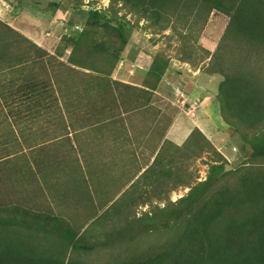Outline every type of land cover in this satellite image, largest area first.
Listing matches in <instances>:
<instances>
[{
  "label": "trees",
  "instance_id": "trees-1",
  "mask_svg": "<svg viewBox=\"0 0 264 264\" xmlns=\"http://www.w3.org/2000/svg\"><path fill=\"white\" fill-rule=\"evenodd\" d=\"M111 1L113 4L122 2L157 24L160 30L167 28L176 17H191L203 25L213 10L229 16L217 46L219 57L211 62L212 71L223 75L217 99L223 119L234 127L233 144L242 152L250 146L247 160L264 163V80L259 77L264 72V0ZM52 4L56 9L60 5ZM126 31L123 24L114 23L100 10L92 9L86 26L76 34L63 35L62 40L64 45L72 46L71 60L99 71H103V64L107 63L109 76L128 43ZM0 45L3 46L0 53L3 74L5 56L11 45L20 47L15 54L9 52L14 62L37 63L41 69L54 68V54L1 19ZM168 68L169 60L156 54L144 85L156 88ZM151 78H154L153 83ZM43 82L44 79L36 81L24 76L17 87L19 94H35L42 91L44 85L46 95L55 97L51 78ZM112 82L117 87L122 84L150 91L119 80ZM7 84L8 80L4 79L0 91ZM7 132L8 136L4 134L0 138V264H264V168H227V158L199 128H194L185 142L174 149L198 146L205 140L219 155L209 163L206 178L190 185L188 192L176 201L165 206L154 205L152 211L146 210L139 216L125 207L135 202L136 193L127 194L113 210L123 223L115 224L108 231L99 223L93 228L99 229L96 238L100 234L104 236L101 243L108 250L107 258L100 261L87 255L91 251L96 254L101 248V243L90 242L89 227L83 229V225L55 213L49 199L47 204L43 198H38L42 192H22L25 180L33 183L35 172H41L42 168L38 163V170L32 165L18 167L10 163V156L17 152L14 145L20 142L22 146L23 142L17 137L16 127L12 126ZM45 146H49L48 143L39 144L37 148ZM166 151L170 162L176 159L174 151L162 144L153 162L154 166L160 162L161 178L171 174ZM11 171L15 185L9 180ZM231 174L235 177L230 178ZM144 234H156L158 241H145ZM78 251L86 255L79 256Z\"/></svg>",
  "mask_w": 264,
  "mask_h": 264
},
{
  "label": "crops",
  "instance_id": "crops-1",
  "mask_svg": "<svg viewBox=\"0 0 264 264\" xmlns=\"http://www.w3.org/2000/svg\"><path fill=\"white\" fill-rule=\"evenodd\" d=\"M10 7V3L0 6V13L5 12L0 15L2 20L32 39L37 33L33 30L41 25L42 18L30 14L26 22L32 26L23 28L16 22V17L6 12ZM58 11L61 12V8ZM62 13H53L51 22L63 24L65 14ZM59 44L54 49L41 46L55 55L54 68L45 66V69L33 62H14L9 52L14 54L20 47L9 46L5 56L7 70L3 74L0 69V85L4 79L8 80L7 87L0 91V102L7 100L9 116L24 118L23 130L26 127L27 130H24L22 142L25 148L54 143L58 148H71L77 153L71 160L70 192H96L99 189L110 192L112 178L122 179L117 192L129 189V192H159L160 181L166 179L160 177V162L155 166L153 162L161 145L164 144L166 149L182 145L196 127L224 155H233L236 147L231 143L230 148L229 140L234 127L221 115L218 87L199 81L197 74L201 73V65L190 67V62L184 60L183 66L189 67H183V71L191 72L184 74L179 66L169 62L168 72L157 87L151 89L144 85V80L155 55L137 45L125 47L124 58L107 76L105 71L71 60L72 46L61 47ZM9 60L12 64L7 63ZM125 60H129L133 68L128 67L129 63L124 64ZM24 76H31L36 81L44 79L43 83L50 77L55 97L46 95L44 85L42 91L35 94H19L17 87ZM210 79L213 78L210 76ZM112 80L150 91L122 84L117 87ZM150 81L153 83L154 78ZM181 90L184 95L177 98L176 92ZM41 118L46 122L43 123ZM39 122L42 124L38 126ZM41 125H47L53 134L37 141L35 134L39 133L38 128L40 133L43 132ZM244 152L250 155L251 148L247 147ZM168 156L166 151L167 167L170 165ZM133 182L136 184L131 187Z\"/></svg>",
  "mask_w": 264,
  "mask_h": 264
},
{
  "label": "rangeland",
  "instance_id": "rangeland-1",
  "mask_svg": "<svg viewBox=\"0 0 264 264\" xmlns=\"http://www.w3.org/2000/svg\"><path fill=\"white\" fill-rule=\"evenodd\" d=\"M86 1L87 0H0V6L2 4L6 6L7 3H10L11 7L7 9L6 12L8 15L16 17V22L23 28L32 26L31 23L26 22L30 14L35 18H42L41 25H38L33 30V32L37 31V33L32 37V40L38 45L50 49H54L58 43H60L59 45L61 47L64 45L61 38L62 35L67 33L73 35L82 30L83 27L86 26L88 13L92 10L91 8L100 6V11L104 14L105 18H112V22H119L124 25L129 36L128 43L125 47L137 45L141 50L147 51L151 55L160 54L164 58H167L170 63H175L177 68L180 67L184 74L191 73L186 69L183 71V67H189L183 66L185 61L188 60L190 62V67H199V65H201V73L197 74L199 81L204 83L207 82L214 88L217 86L219 91V82L222 80L223 75L217 71H212L213 67H211V62H214L219 57V49H217V46L220 40H222V35L229 22V16L227 14L213 10L206 23L203 25L202 22L197 23L193 21L191 17L189 19H179L176 17L173 18L174 21H172L167 28L160 30L157 24L152 23L141 14L130 10L123 5L122 2L113 4L112 1L109 0L108 5L103 7L107 0L105 2H103V0H88L86 7ZM52 2L61 5L56 9ZM60 8L61 12L58 11ZM66 10H68V14H66ZM56 12L57 14L62 12H64L62 14H66L63 24L51 22L53 13L55 15ZM0 15H5V12L0 13ZM0 19L2 20L1 17ZM105 39H107V37H105ZM2 48L3 46L0 45L1 51ZM123 51L118 63L124 58ZM250 62L253 64L255 63L252 57H250ZM128 63V67L133 68L131 62L125 60L124 64ZM3 68L7 70V64H4ZM102 70L107 72V63L103 64ZM210 76L213 79H210ZM259 77L261 80H264V72L263 75H259ZM176 96L177 98L181 96L178 91L176 92ZM4 103L0 102V138L3 137L4 134L8 136L9 132L7 131L11 130L13 126L16 127L17 132H19H15L17 137L21 140L23 138L24 140V130H27V127L23 130L24 118L9 116L7 111V100L4 99ZM41 119L43 123L46 122L44 118ZM40 124H42V122H39L38 126ZM41 126L43 132L40 133V128H38L39 133L35 134L37 141L40 138L42 140L46 139V137L53 134L49 131L47 125ZM27 133L29 132L27 131ZM229 142L231 145L230 148H232V138ZM48 145L49 146H45L44 149L42 147L38 149L37 147L39 146L32 149L25 148L24 143L21 146L20 142L14 145L16 146L15 149L17 152H14V155L16 154L15 156H12L13 154L10 156V163H12V165H17L18 167L25 164L32 165L38 170V163L42 168L41 172H35L37 176H34L33 183H29L27 180H25V183L22 181V183H24V191L22 190V192L31 190L42 192L38 198H43L47 204H49L50 201L51 208L55 213L61 216L63 215V217L70 220V222L83 225V229L89 227L90 231H88V235H90L91 238L90 242L101 243L103 240L101 237L104 236L100 234L99 237L96 238V230L99 229L93 228L99 223L108 231L115 224L123 223V219L117 216L113 210L114 207L130 193V189L128 191L126 190V192H117L122 179L118 180L112 178L110 180L112 184L110 192H107V190L104 191L103 189H99L102 192H99V190H96V192H70L73 174L71 160L73 157H77V153L73 152L71 148H58L54 143H48ZM235 147L236 149H233V155L229 154V157L224 155L228 160L227 168H247L253 166L264 168V163L250 162L247 160L249 155H247L246 152H242L238 145H235ZM21 148L23 149L21 150ZM172 151H174L173 154L176 159L175 162H170V176L164 177L166 180L160 181L159 192H141V196L137 195L138 192L130 193H136L133 195L135 202L125 207L133 210L132 214L135 213L139 216L146 210L152 211L154 205L165 206L170 201H176L179 197L188 192L190 185L205 179L208 173L209 163H211L213 159L219 158V155L205 140H202V143L199 142L198 146L193 144L192 147L186 146L180 150L173 148ZM61 161L62 163L64 162V164H61ZM25 169H27V167H25ZM232 177H235V174H231L230 178ZM11 179L13 185H15L16 179L13 171H11L9 180ZM65 179H67L66 182L63 181ZM135 182L131 184V187L135 186ZM48 199L49 201H47ZM140 237H142V235ZM143 237L145 241H154L157 239L156 234H144ZM77 254L79 256L86 255L83 251H78ZM107 254V247H103L102 243L101 248L96 254L93 253V251L87 253L89 258L94 261L107 258Z\"/></svg>",
  "mask_w": 264,
  "mask_h": 264
},
{
  "label": "built area",
  "instance_id": "built-area-1",
  "mask_svg": "<svg viewBox=\"0 0 264 264\" xmlns=\"http://www.w3.org/2000/svg\"><path fill=\"white\" fill-rule=\"evenodd\" d=\"M106 0H103V2H105ZM109 3V0H107V2H105V5L103 7H106V5H108ZM87 4H88V0L86 1L85 3V6L87 7ZM91 9H96V10H100V6H96V7H93ZM179 94L181 95L180 97H182L184 95V92L181 90L179 91Z\"/></svg>",
  "mask_w": 264,
  "mask_h": 264
}]
</instances>
